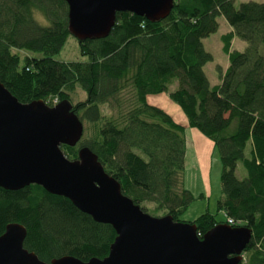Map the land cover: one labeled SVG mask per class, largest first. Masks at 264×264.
<instances>
[{"label":"trees","instance_id":"16d2710c","mask_svg":"<svg viewBox=\"0 0 264 264\" xmlns=\"http://www.w3.org/2000/svg\"><path fill=\"white\" fill-rule=\"evenodd\" d=\"M65 0H0V82L20 102L54 105L78 85L86 94L72 104L83 123L74 146L62 145L68 159L88 147L124 195L147 212L169 214L174 221L198 197L183 185L187 128L196 129L215 147L221 164V196L216 211L250 228L240 264H264V0H174L169 14L148 21L117 12L104 38L78 41L82 61L54 59L70 36ZM41 16L46 23L41 22ZM221 35L228 64L218 67L210 84L204 66L212 55L202 39ZM234 38L246 43L231 48ZM17 51L31 56L20 57ZM33 54H39L35 56ZM186 118L181 124L147 97L168 91ZM115 110L105 114L101 106ZM86 125V126H85ZM242 178L235 174L237 166ZM209 211L190 223L202 236L219 221ZM18 222L26 228L24 247L46 263L70 255L82 261L104 258L115 232L79 211L68 199L41 186L12 191L0 188V235Z\"/></svg>","mask_w":264,"mask_h":264},{"label":"water","instance_id":"95a60500","mask_svg":"<svg viewBox=\"0 0 264 264\" xmlns=\"http://www.w3.org/2000/svg\"><path fill=\"white\" fill-rule=\"evenodd\" d=\"M173 1L65 0L68 32L78 41L104 38L117 12L154 22L169 14ZM82 135L83 123L67 99L52 106L22 103L0 82V188L36 184L115 232L104 258L64 255L46 263L24 247L26 228L11 222L0 235V264H240L250 228L217 223L198 236L190 222L150 215L122 193L88 147H79L76 159L65 156L61 146L74 147Z\"/></svg>","mask_w":264,"mask_h":264},{"label":"rangeland","instance_id":"374dc122","mask_svg":"<svg viewBox=\"0 0 264 264\" xmlns=\"http://www.w3.org/2000/svg\"><path fill=\"white\" fill-rule=\"evenodd\" d=\"M249 0H235V5L238 6L241 2ZM262 2L263 0H253ZM37 18L46 23L41 16ZM218 29L215 33L210 34L208 37L202 39L203 47L212 55V61L204 66V72L210 81L211 85L218 82V67L222 71L225 70L228 64L227 56L222 51L221 35L227 33L230 29L222 17L218 18ZM246 43L238 38H234L231 48L234 50L242 51ZM20 57L31 56L25 51H17ZM40 56L39 54H33ZM54 59L59 61H82L86 57L82 56L79 51L77 40L73 36H69L60 52L54 55ZM177 88V82L172 81L168 86V91L158 95L147 97V101L151 105H155L165 112L170 114L175 121L185 124L186 118L180 107L174 103L168 96V92ZM86 97L85 92L77 85L75 91L70 93L72 104L84 100ZM105 114H114L115 110H110L107 106L100 107ZM86 126V125H85ZM185 138V161L183 170V185L184 188L189 189L192 194L198 197L200 194L204 196L194 200L187 210L180 216V221L191 222L199 215L206 211L217 214L216 219L219 221L227 218L222 210L216 211L217 200L221 196L220 173L221 164L219 155L213 144L200 134L196 129L187 128L184 134ZM235 174L238 178L244 175L243 168L238 165ZM147 213L154 216H162L161 212H153L154 205L150 203L145 204Z\"/></svg>","mask_w":264,"mask_h":264},{"label":"built area","instance_id":"2783aa9c","mask_svg":"<svg viewBox=\"0 0 264 264\" xmlns=\"http://www.w3.org/2000/svg\"><path fill=\"white\" fill-rule=\"evenodd\" d=\"M56 102V99L54 100V103ZM227 223L230 224V225H234L236 224V222H234L232 219L230 218H227Z\"/></svg>","mask_w":264,"mask_h":264},{"label":"clouds","instance_id":"9594fccd","mask_svg":"<svg viewBox=\"0 0 264 264\" xmlns=\"http://www.w3.org/2000/svg\"><path fill=\"white\" fill-rule=\"evenodd\" d=\"M54 104H56V103H54ZM228 224V223H227ZM230 225V224H229ZM232 226V225H231Z\"/></svg>","mask_w":264,"mask_h":264},{"label":"crops","instance_id":"0c3cea01","mask_svg":"<svg viewBox=\"0 0 264 264\" xmlns=\"http://www.w3.org/2000/svg\"><path fill=\"white\" fill-rule=\"evenodd\" d=\"M203 195V194H202ZM204 196V195H203Z\"/></svg>","mask_w":264,"mask_h":264}]
</instances>
